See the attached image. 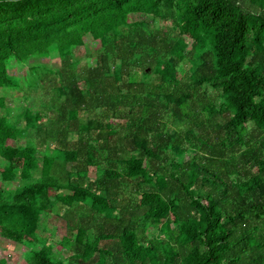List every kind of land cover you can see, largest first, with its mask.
Masks as SVG:
<instances>
[{"label":"trees","instance_id":"trees-1","mask_svg":"<svg viewBox=\"0 0 264 264\" xmlns=\"http://www.w3.org/2000/svg\"><path fill=\"white\" fill-rule=\"evenodd\" d=\"M0 182L26 264H264V0H0Z\"/></svg>","mask_w":264,"mask_h":264},{"label":"rangeland","instance_id":"rangeland-1","mask_svg":"<svg viewBox=\"0 0 264 264\" xmlns=\"http://www.w3.org/2000/svg\"><path fill=\"white\" fill-rule=\"evenodd\" d=\"M129 18L132 21L141 18L144 21L150 22L152 27L159 25L160 22L153 21L142 14H130ZM187 42L191 43V40L188 39ZM98 45L99 42L97 40H94L93 37H91L90 35L85 36L84 43L76 47V54L83 59L88 53L94 52L97 49ZM35 64H47L58 67L60 65V58L56 54H51L36 56L26 62H17L15 60L10 61L9 72L17 78H20L21 86H15L12 89H9L8 92H6V101L9 107L12 108L11 113L17 115L18 121H24L23 113L26 107L34 106L35 104H37L35 101H33L34 94L30 91H26L27 83L22 78L23 75H27L29 73L30 67ZM30 96H32V98ZM120 121L124 122V120ZM168 127H171V125H169ZM171 129L173 130V127H171ZM8 142L15 145L14 140L9 139ZM51 147V142H49L45 149H50ZM51 149L49 150L50 152ZM37 154H41V150H38ZM186 157L188 158V155H186ZM1 185L2 184L0 182V187ZM42 222L43 226H45V228L50 233L54 234L53 237L55 239L61 238L68 232L66 220L58 214L52 213L48 217L42 219ZM25 251L26 247L24 245L0 234V254L4 256L8 260V262L12 264H26L24 260Z\"/></svg>","mask_w":264,"mask_h":264}]
</instances>
